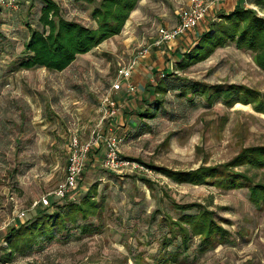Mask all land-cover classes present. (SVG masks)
<instances>
[{"label": "rangeland", "instance_id": "obj_1", "mask_svg": "<svg viewBox=\"0 0 264 264\" xmlns=\"http://www.w3.org/2000/svg\"><path fill=\"white\" fill-rule=\"evenodd\" d=\"M17 1L16 10L0 9V248L5 247L3 237L10 227L23 223L37 209L77 202L94 184L102 207L89 222L101 225L102 232L76 242H53L41 253L10 264H153L165 234L161 220L166 215L177 217L173 204L186 203L214 212L231 238L200 256L191 249L184 254L187 260L179 264H264V207L251 204L246 189L176 184L136 162L171 171L223 165L245 148L264 146V114L256 112L253 103L228 107L219 100L212 106L192 107L181 104L178 92H171L164 99L176 118L141 120L131 115L126 104L137 111L143 103V88L134 94L111 90L118 69L130 65L142 48L149 51L137 61L132 78L149 83L173 69L177 51L189 49L193 37L189 35L186 41L182 37L160 49L151 44L159 28L178 25L179 15L189 9L192 0H139L119 35L77 56L62 72L17 68L30 31L42 30L38 21L42 1ZM52 1L64 19L96 27L91 13L102 0ZM212 1L220 6L233 0ZM245 1L264 18L253 0ZM216 11L205 17L204 27L215 20ZM174 73L201 84H232L264 94V72L255 64L254 54L237 50L233 44ZM107 97L130 121L120 123L100 112ZM142 123L149 129L138 136ZM97 129L103 139L118 140L119 158L132 166L118 171L103 167L102 140L97 153L88 157L71 197L63 201L50 197L52 206L33 208L34 202L64 179L72 136L86 142ZM234 171H246L255 183L264 184V168ZM140 179L149 182L145 185ZM19 213H24L23 220L16 219Z\"/></svg>", "mask_w": 264, "mask_h": 264}, {"label": "trees", "instance_id": "obj_2", "mask_svg": "<svg viewBox=\"0 0 264 264\" xmlns=\"http://www.w3.org/2000/svg\"><path fill=\"white\" fill-rule=\"evenodd\" d=\"M41 1L38 21L42 30L30 31L23 48L25 53L16 61L17 68L21 70L45 68L51 72L64 71L77 56L87 54L109 38L119 35L139 2L102 0L91 13L96 27L89 28L64 19L59 6L52 0ZM252 3L264 11V0H253ZM229 44H233L237 50L252 52L255 64L264 72V18L247 6H237L227 12L219 10L215 20L208 21V26L189 44V49L177 51L178 61L173 63V69L159 74L153 83H146L143 103L131 115H138L141 120L158 117L173 120L176 115L167 110L164 99L171 92H178L181 104L192 107L198 104L212 106L219 100L228 107L253 103L254 110L264 114V94L232 84H201L174 73L206 61L216 50ZM147 129L149 126L142 123L136 135L143 134ZM97 151L93 148L89 156ZM136 162L176 184L211 186L223 190L246 189L249 202L264 207V184L255 183L246 175V171L243 174L234 171L239 167L245 170L264 168V146L245 148L223 165L199 167L193 171H171ZM140 180L145 185L149 182ZM100 204L94 184L77 202L68 201L59 207L37 209L23 223L19 222L5 232V247L0 248V263L10 264L17 258L41 253L53 242H76L83 237L100 234L101 225L89 222L96 219L102 207ZM173 209L177 217L166 215L161 220L160 227L165 234L159 241L153 264H179L187 260L184 254L191 249L200 256L231 238L230 232L222 227L224 221H220L207 207L186 203L173 204Z\"/></svg>", "mask_w": 264, "mask_h": 264}, {"label": "built area", "instance_id": "obj_3", "mask_svg": "<svg viewBox=\"0 0 264 264\" xmlns=\"http://www.w3.org/2000/svg\"><path fill=\"white\" fill-rule=\"evenodd\" d=\"M212 4V0H192L189 9L179 15V23L176 27L172 29L161 27L157 30V37L153 40L151 47L159 49L163 45L175 41L186 32L196 28L205 19ZM17 8V0H0V9L16 10ZM148 49H140L135 56V60L130 65L122 66L118 69L116 78L112 84L111 90L113 92H120L121 90H124L128 94L136 92V86L131 81L133 70L137 67V61L147 56ZM100 112L109 119H118L121 114V108L115 101L107 97L103 101ZM102 140H104L105 150L103 167L110 171H118L132 166L133 163L119 158L118 140L114 137L103 139L100 129L95 130L92 138L86 142H81L77 136L73 135L68 145L67 167L64 179L53 191L34 202L32 207L49 206L50 197L58 201L71 197L78 187L91 150L97 148ZM23 218L24 213L16 215L17 220H23ZM1 230L2 228L0 227Z\"/></svg>", "mask_w": 264, "mask_h": 264}, {"label": "crops", "instance_id": "obj_4", "mask_svg": "<svg viewBox=\"0 0 264 264\" xmlns=\"http://www.w3.org/2000/svg\"><path fill=\"white\" fill-rule=\"evenodd\" d=\"M255 5V4H254ZM237 6H247V7H249V8H251L252 7V5H249L248 3H246V1L245 0H233V1H228V3H223V4H220V6L218 5V3H215V2H213V4L211 5V7H210V9H209V11H208V13H207V17L208 16H211V15H214L215 14V11L218 9V10H223V11H230V10H232L233 8H235V7H237ZM257 7V6H256ZM253 8V7H252ZM262 11V10H261ZM217 12V11H216ZM263 13H264V11H263ZM207 20V18H205L196 28H194V29H192V30H190V31H188V32H186L185 34H183L182 36H180L179 38H178V40L179 39H181L182 37L184 38V40L186 41V40H189V38H190V36L189 35H191L192 37H193V39L194 38H196L207 26H203V23L205 22ZM128 21V20H127ZM208 23V22H207ZM203 27H202V26ZM186 36V37H185ZM177 40V39H176ZM175 40V41H176ZM174 42V41H173ZM172 43V42H171ZM167 44H169V43H167ZM182 44V43H181ZM191 44V43H190ZM166 45V44H165ZM164 46V45H163ZM162 46V47H163ZM161 47V48H162ZM189 47V46H188ZM158 49V48H157ZM160 49V48H159ZM186 50V48L185 49H183V51H185ZM162 53H164V51H162ZM173 62H175L174 60H173ZM140 67V66H139ZM138 77L137 76H134L133 78H132V83L134 84V83H136V84H134L135 86H136V90L137 89H139V88H143V94H144V91H145V85H146V83H148V82H144L143 80L142 81H140V82H138V79H137ZM154 81H153V79L152 80H150V82L149 83H153ZM130 105L131 104H126V107L127 108H129L128 110L130 111V112H132V111H134V109H132L131 107H130ZM119 122L120 123H123V121L124 122H128V121H130L129 119V116L127 115V114H124L123 113V111L121 112V114H120V116H119ZM102 134V133H101ZM103 135V134H102ZM103 143V142H102ZM98 148V147H97ZM90 160H92V162H93V160L94 159H90ZM62 182V181H61ZM37 207V206H36ZM35 207V208H36Z\"/></svg>", "mask_w": 264, "mask_h": 264}]
</instances>
